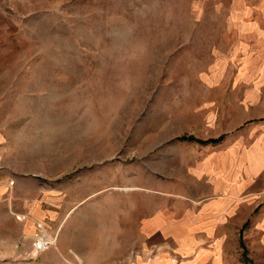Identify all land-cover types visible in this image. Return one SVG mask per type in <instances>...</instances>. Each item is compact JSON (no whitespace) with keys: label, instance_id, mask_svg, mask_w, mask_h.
Masks as SVG:
<instances>
[{"label":"rangeland","instance_id":"1","mask_svg":"<svg viewBox=\"0 0 264 264\" xmlns=\"http://www.w3.org/2000/svg\"><path fill=\"white\" fill-rule=\"evenodd\" d=\"M0 238V264H264V0H0Z\"/></svg>","mask_w":264,"mask_h":264},{"label":"trees","instance_id":"2","mask_svg":"<svg viewBox=\"0 0 264 264\" xmlns=\"http://www.w3.org/2000/svg\"><path fill=\"white\" fill-rule=\"evenodd\" d=\"M179 139L181 140H184V139H193L192 137H187V136H181L179 137ZM198 142H200L201 144H205V143H211V142H216V139H208V140H204V141H201L199 140Z\"/></svg>","mask_w":264,"mask_h":264},{"label":"bare ground","instance_id":"3","mask_svg":"<svg viewBox=\"0 0 264 264\" xmlns=\"http://www.w3.org/2000/svg\"><path fill=\"white\" fill-rule=\"evenodd\" d=\"M21 218V217H20ZM39 242V241H38ZM45 243H47V241H45V240H43V239H40V242H39V244H38V246H37V244H36V246L38 247V248H43V246L45 247Z\"/></svg>","mask_w":264,"mask_h":264},{"label":"crops","instance_id":"4","mask_svg":"<svg viewBox=\"0 0 264 264\" xmlns=\"http://www.w3.org/2000/svg\"><path fill=\"white\" fill-rule=\"evenodd\" d=\"M12 235H13V237H12V241H15L14 239H15V234L14 233H12ZM8 241L10 242L11 240L8 238ZM0 243H1V238H0Z\"/></svg>","mask_w":264,"mask_h":264},{"label":"built area","instance_id":"5","mask_svg":"<svg viewBox=\"0 0 264 264\" xmlns=\"http://www.w3.org/2000/svg\"><path fill=\"white\" fill-rule=\"evenodd\" d=\"M45 244H47V243H45ZM45 244H44V245H45Z\"/></svg>","mask_w":264,"mask_h":264}]
</instances>
